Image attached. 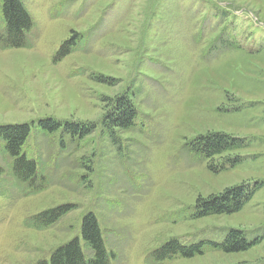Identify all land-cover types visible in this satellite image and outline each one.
I'll return each mask as SVG.
<instances>
[{
	"label": "rangeland",
	"instance_id": "374dc122",
	"mask_svg": "<svg viewBox=\"0 0 264 264\" xmlns=\"http://www.w3.org/2000/svg\"><path fill=\"white\" fill-rule=\"evenodd\" d=\"M23 2L34 26L30 46L0 49V126L33 124L23 151L49 181L28 192L0 154V264L48 260L81 239L87 212L113 264H264V0ZM124 99L136 115L114 141L106 119ZM49 118L95 127L83 139L35 127ZM213 132L243 146L211 158L188 147ZM255 183L241 210L194 216L199 200ZM64 205L75 208L51 226L25 224ZM233 229L258 243L149 260L171 239L221 242Z\"/></svg>",
	"mask_w": 264,
	"mask_h": 264
},
{
	"label": "trees",
	"instance_id": "16d2710c",
	"mask_svg": "<svg viewBox=\"0 0 264 264\" xmlns=\"http://www.w3.org/2000/svg\"><path fill=\"white\" fill-rule=\"evenodd\" d=\"M0 49L19 48L30 46L27 42L26 32L34 26L33 19L27 10L23 0H0ZM78 38L59 48L56 57L58 59L70 53L75 47ZM113 114L106 119V130L111 140L116 141L115 128H127L132 124L136 111L128 99L117 100L114 104ZM32 123H17L0 126V154L9 158L6 163L9 171L18 184H21L28 192L37 193L48 186V177L42 174L36 161L28 157L23 151L31 133ZM35 127L44 133L60 131L70 136L83 139L94 130V125H77L63 123L55 119L38 120ZM192 146V148H191ZM243 146L241 140L223 132H213L202 136L196 143L190 144L194 153L204 158H211L223 152ZM89 167V166H88ZM4 171L0 165V175ZM258 184L253 186H241L230 190L224 195H212L208 199L199 200L196 207L197 218L210 214H225L241 210L243 205L253 196ZM75 208V205H64L45 209L26 220L25 224L33 228H46L55 224L64 214ZM81 239L75 236L65 244L55 247L50 253L49 259H39L35 264H113V252L106 247L105 239L99 221L93 212H87L81 219ZM257 239L247 240L244 233L239 230L229 231L221 242L199 241L194 244L184 245L177 239H171L155 249L149 257L152 263L162 262L174 256L192 257L202 253L206 246L218 249L225 253H235L247 250L256 245Z\"/></svg>",
	"mask_w": 264,
	"mask_h": 264
}]
</instances>
